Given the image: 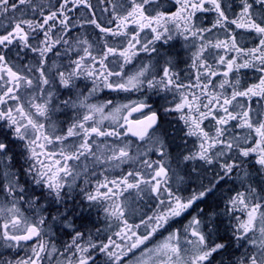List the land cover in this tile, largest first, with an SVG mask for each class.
Instances as JSON below:
<instances>
[{
	"label": "snow or ice",
	"instance_id": "6c2138e0",
	"mask_svg": "<svg viewBox=\"0 0 264 264\" xmlns=\"http://www.w3.org/2000/svg\"><path fill=\"white\" fill-rule=\"evenodd\" d=\"M0 264H264V0H0Z\"/></svg>",
	"mask_w": 264,
	"mask_h": 264
},
{
	"label": "flooded vegetation",
	"instance_id": "af4514ba",
	"mask_svg": "<svg viewBox=\"0 0 264 264\" xmlns=\"http://www.w3.org/2000/svg\"><path fill=\"white\" fill-rule=\"evenodd\" d=\"M103 96H104V94H101V97H102V98H103ZM130 98L134 99V98H136V97H135V95H134V96H132V97H130ZM124 102H126V101H124ZM134 116H136V114H134Z\"/></svg>",
	"mask_w": 264,
	"mask_h": 264
}]
</instances>
